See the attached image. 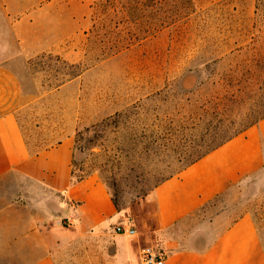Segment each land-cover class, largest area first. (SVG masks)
<instances>
[{
	"label": "rangeland",
	"instance_id": "rangeland-1",
	"mask_svg": "<svg viewBox=\"0 0 264 264\" xmlns=\"http://www.w3.org/2000/svg\"><path fill=\"white\" fill-rule=\"evenodd\" d=\"M92 1L91 24L70 55L27 59L15 55L10 39L5 60L28 97L21 120L31 148L54 145L72 131L76 175L99 176L119 202L115 227L131 223L147 240L155 225L148 217L151 188L180 169L181 152L215 125L241 121L264 97V0ZM234 90H242L243 103L179 127L186 116L202 113L203 103ZM161 130L185 132L174 145L152 144L149 134ZM246 213L264 246V167L173 233L201 246ZM60 221L66 238L75 223Z\"/></svg>",
	"mask_w": 264,
	"mask_h": 264
},
{
	"label": "crops",
	"instance_id": "crops-1",
	"mask_svg": "<svg viewBox=\"0 0 264 264\" xmlns=\"http://www.w3.org/2000/svg\"><path fill=\"white\" fill-rule=\"evenodd\" d=\"M93 8L92 0H0V264H144L143 248L157 240L165 264H264L251 214L201 246L173 233L264 167V119L149 193L148 217L155 225L146 230L147 240L117 232L118 209L99 176L75 180L72 131L54 145L31 148L21 120L28 97L19 73L5 60L12 52L9 40H15V55L27 59L68 56L91 24ZM62 217L75 220L66 238L60 236L66 228Z\"/></svg>",
	"mask_w": 264,
	"mask_h": 264
},
{
	"label": "trees",
	"instance_id": "trees-1",
	"mask_svg": "<svg viewBox=\"0 0 264 264\" xmlns=\"http://www.w3.org/2000/svg\"><path fill=\"white\" fill-rule=\"evenodd\" d=\"M80 73H72L71 76L76 77ZM251 89H253L251 87ZM245 101L242 98V90H234L233 92H229L228 95L218 96L214 100H209L201 105L202 113L198 114V116H194V114L185 117V124H179L181 128L194 127L195 122L198 120H203L204 118L215 115L219 116L224 112H228L233 106L239 105ZM264 119V97L257 100L252 107H250L247 112L246 117L239 122H235V120L230 123H222L219 125H215L210 133H206L198 142H196L189 149L180 153L177 157L179 162H182V166L176 173L171 171L170 175L165 176L161 179L157 184L151 188V191L155 189L158 185H160L166 179L174 176L179 173L188 165L194 163L199 160L209 152L218 148L228 140L233 137L245 132L249 127L257 124L259 121ZM210 131V130H209ZM184 133L185 130H161L153 132L149 134L151 138L152 144H159L160 146H169L174 145L175 142L179 139L181 133ZM73 174L76 181H81L86 178L87 174L76 175L75 170L73 169ZM217 198V197H216ZM113 201L117 207L119 208V202L116 198L113 197Z\"/></svg>",
	"mask_w": 264,
	"mask_h": 264
},
{
	"label": "built area",
	"instance_id": "built-area-1",
	"mask_svg": "<svg viewBox=\"0 0 264 264\" xmlns=\"http://www.w3.org/2000/svg\"><path fill=\"white\" fill-rule=\"evenodd\" d=\"M70 223H75V220H70ZM116 230L117 232L125 233L131 236L138 234L137 228L130 223H121L117 225ZM142 255L144 264H165L164 252L163 249L160 248L159 244L145 246L143 248Z\"/></svg>",
	"mask_w": 264,
	"mask_h": 264
}]
</instances>
